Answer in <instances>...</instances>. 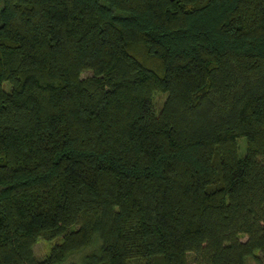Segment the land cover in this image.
I'll list each match as a JSON object with an SVG mask.
<instances>
[{"label": "trees", "instance_id": "16d2710c", "mask_svg": "<svg viewBox=\"0 0 264 264\" xmlns=\"http://www.w3.org/2000/svg\"><path fill=\"white\" fill-rule=\"evenodd\" d=\"M86 247L264 264V0H0V264Z\"/></svg>", "mask_w": 264, "mask_h": 264}, {"label": "rangeland", "instance_id": "374dc122", "mask_svg": "<svg viewBox=\"0 0 264 264\" xmlns=\"http://www.w3.org/2000/svg\"><path fill=\"white\" fill-rule=\"evenodd\" d=\"M87 72H83L81 74V76L86 75ZM165 95L163 93H156L155 97H154V104H155V108H159L162 105V102L164 101ZM238 143H239V150L240 152L244 151V147H245V141L244 138H239L238 139ZM58 240L57 238L51 239V240H43V239H37L36 243L33 245L32 247V251L35 257L37 258H41L45 253H47V251L49 250V247L55 243ZM89 248L86 247L84 249H82L80 252L77 253H73L70 254L69 256H67L65 258L64 261H62L61 264H70V263H74L77 264L79 262V257L81 254H83L84 252H86ZM259 252V250H255L254 254L257 255ZM246 264H261L258 259L251 257L247 260Z\"/></svg>", "mask_w": 264, "mask_h": 264}]
</instances>
